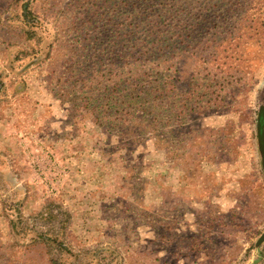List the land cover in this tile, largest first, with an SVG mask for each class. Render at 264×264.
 Here are the masks:
<instances>
[{
	"label": "rangeland",
	"instance_id": "rangeland-1",
	"mask_svg": "<svg viewBox=\"0 0 264 264\" xmlns=\"http://www.w3.org/2000/svg\"><path fill=\"white\" fill-rule=\"evenodd\" d=\"M7 4L0 0V264H51L43 244L28 245L8 226L20 216L47 228L36 214L50 200L70 212L67 243L76 252L117 246L121 264H264V241L255 246L264 231L260 56L250 53L254 71L213 121H191L194 138L161 145L159 129L99 124L60 91L53 100L48 82L61 76L72 48L65 18L42 55L17 62L27 43L19 7ZM30 4L52 24L62 0ZM176 80L190 81L185 59Z\"/></svg>",
	"mask_w": 264,
	"mask_h": 264
},
{
	"label": "trees",
	"instance_id": "trees-1",
	"mask_svg": "<svg viewBox=\"0 0 264 264\" xmlns=\"http://www.w3.org/2000/svg\"><path fill=\"white\" fill-rule=\"evenodd\" d=\"M30 2L7 4L19 7L14 16L27 43L17 62L42 55V43L56 35L62 15L72 48L61 76L48 82L55 85L53 100L60 91L99 124L159 129L161 145L194 138L191 121H213L254 71L252 51L264 64V0H62L52 24L41 21ZM181 59L190 72L185 87L176 80ZM263 126L261 114L255 130L264 169V142H258ZM61 209L50 200L36 214L45 229L28 227L20 216L8 217V226L28 245L43 244L51 264H121L117 246L73 251L67 243L70 212Z\"/></svg>",
	"mask_w": 264,
	"mask_h": 264
},
{
	"label": "water",
	"instance_id": "water-1",
	"mask_svg": "<svg viewBox=\"0 0 264 264\" xmlns=\"http://www.w3.org/2000/svg\"><path fill=\"white\" fill-rule=\"evenodd\" d=\"M258 117H260L261 114L264 115V108L261 107L259 112H258ZM262 141L264 142V126L262 128V134H261V139H259V143H262ZM264 241V231L260 234V236L258 237V239L255 242V246H259L262 242Z\"/></svg>",
	"mask_w": 264,
	"mask_h": 264
}]
</instances>
